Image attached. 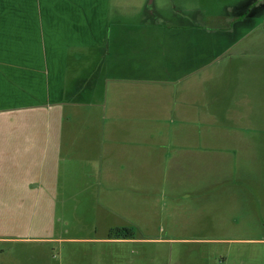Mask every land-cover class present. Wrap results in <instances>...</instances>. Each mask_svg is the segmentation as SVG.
<instances>
[{"label":"rangeland","instance_id":"1","mask_svg":"<svg viewBox=\"0 0 264 264\" xmlns=\"http://www.w3.org/2000/svg\"><path fill=\"white\" fill-rule=\"evenodd\" d=\"M113 6L121 35L100 51L105 63L98 72L108 84L98 97L107 105L77 104L74 112L90 116L74 115L69 127L64 121L73 156L59 168L57 195L47 198L30 182L14 186L20 174H3L0 264H264V163L256 159L263 147L240 145L244 156L230 157L223 174L164 169L179 132L211 137L222 154L233 152L231 138L264 145V0H113ZM96 62L92 56L78 66L80 88L97 79ZM117 82L165 91L152 99L162 108L140 112L155 118L146 124L153 138L135 139L137 148L150 150L151 171L144 181L134 171V199L113 205L100 199L98 166L88 158L101 148L110 115L131 110L121 97L128 92L114 100ZM113 227H127L136 241L109 238Z\"/></svg>","mask_w":264,"mask_h":264},{"label":"crops","instance_id":"2","mask_svg":"<svg viewBox=\"0 0 264 264\" xmlns=\"http://www.w3.org/2000/svg\"><path fill=\"white\" fill-rule=\"evenodd\" d=\"M115 14H119V9L113 6V0H0V187L6 182L3 174L7 177L12 174L14 178L18 173L22 182H14V186L30 182L47 198L59 193V168L73 156L68 141L63 139L65 126L69 127L68 121L74 115L90 116L88 111L77 114L72 109L81 103L107 105L98 97L102 88L107 92L108 86L98 79V72L105 63V51H100L108 48L112 35H121L118 32L121 24L113 18ZM92 56L97 62L91 72L97 79L82 89L73 75L84 59ZM134 80L139 81L137 77ZM137 84L124 89L119 82L114 84V100L120 98L118 92H128V98L122 94L121 97L131 110L110 115L115 118L104 127L101 148L95 157L88 158V162L98 166L100 199L104 196L113 205L134 199L135 183L129 180L135 177L134 171L144 181L143 173H149L152 168L150 150L137 148L135 139L153 138L146 124L154 125L155 118L148 119L147 113L140 112L162 108L152 99L157 91L165 90L153 84ZM140 91L144 94H138ZM205 94L210 92L201 93ZM203 100L200 103L204 104ZM212 126L217 135L215 128L218 127ZM226 133L233 135L229 130ZM207 139L208 144L202 147L201 142ZM173 140L176 142L171 147L174 156L164 169L175 174L183 170L223 174L221 170L230 166L226 162L230 157L235 160L244 156L240 154V145L264 148L263 144H244L241 140L245 139L231 138V148L235 147L239 153L226 152L224 162H216L224 154L216 140L211 144V137L179 132ZM256 159L263 164L264 154L256 155ZM177 180L182 181L180 175ZM249 240L252 239L242 241Z\"/></svg>","mask_w":264,"mask_h":264},{"label":"trees","instance_id":"3","mask_svg":"<svg viewBox=\"0 0 264 264\" xmlns=\"http://www.w3.org/2000/svg\"><path fill=\"white\" fill-rule=\"evenodd\" d=\"M109 235V238L115 239H126L134 237L133 232L128 230L127 227H113L111 228Z\"/></svg>","mask_w":264,"mask_h":264}]
</instances>
